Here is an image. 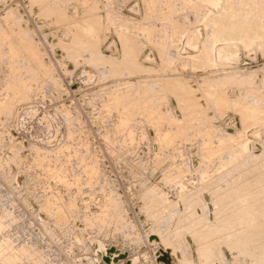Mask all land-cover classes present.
<instances>
[{"label": "rangeland", "instance_id": "obj_1", "mask_svg": "<svg viewBox=\"0 0 264 264\" xmlns=\"http://www.w3.org/2000/svg\"><path fill=\"white\" fill-rule=\"evenodd\" d=\"M0 258L264 264V0H0Z\"/></svg>", "mask_w": 264, "mask_h": 264}, {"label": "bare ground", "instance_id": "obj_2", "mask_svg": "<svg viewBox=\"0 0 264 264\" xmlns=\"http://www.w3.org/2000/svg\"><path fill=\"white\" fill-rule=\"evenodd\" d=\"M233 27V26H232ZM168 136V135H167ZM168 138V137H167ZM166 139V138H165ZM7 241V240H6ZM5 241V242H6ZM2 244V243H1ZM5 244V243H4ZM3 254V253H2ZM3 257H6V256H3ZM1 259V258H0ZM3 259V258H2ZM14 259V258H13ZM7 261H9V259H7ZM12 263V262H11ZM10 264V263H9Z\"/></svg>", "mask_w": 264, "mask_h": 264}]
</instances>
